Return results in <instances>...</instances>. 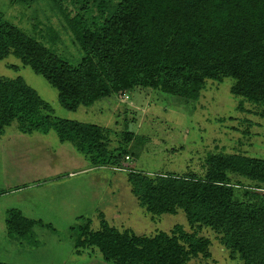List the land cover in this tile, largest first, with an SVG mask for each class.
I'll return each instance as SVG.
<instances>
[{"label":"trees","instance_id":"trees-1","mask_svg":"<svg viewBox=\"0 0 264 264\" xmlns=\"http://www.w3.org/2000/svg\"><path fill=\"white\" fill-rule=\"evenodd\" d=\"M48 2L77 48L76 63L1 15L0 62L10 55L20 59L58 91L64 109L76 112L139 88L197 102L209 80L231 77L232 95L256 105L264 119V0ZM52 115L50 104L24 78H0V136L14 123L24 134L54 131L94 167L128 170L131 151L110 150V130ZM125 137L126 146L137 139L129 126ZM231 175L252 186L233 183ZM128 181L147 213L180 209L190 227L215 232L233 260L264 264V159L209 154L203 176L128 171ZM99 220L97 231H91V221L78 227L76 243L97 249L109 263L191 264L211 258V241L181 225L146 236L118 230L103 213ZM6 225L11 237L31 241L35 221L22 212L9 211Z\"/></svg>","mask_w":264,"mask_h":264},{"label":"rangeland","instance_id":"rangeland-1","mask_svg":"<svg viewBox=\"0 0 264 264\" xmlns=\"http://www.w3.org/2000/svg\"><path fill=\"white\" fill-rule=\"evenodd\" d=\"M49 4L0 0V15L74 64L77 48ZM18 77L50 104L53 117L110 130L109 149L126 147L133 159L125 163L128 170L98 168L72 144L61 143L54 131L24 134L16 123L7 128L0 136V264H110L97 249L76 243L78 227L91 221V231L99 230L100 213L111 226L137 235L171 233L176 225L197 232L211 241V258L199 257L191 264H241L211 229L190 227L182 210L161 216L147 213L128 181V171L203 176L209 154L264 159V119L256 105L232 95L234 78L209 80L197 102L141 88L112 95L105 104V99L95 103L100 105L97 114L86 107L76 112L64 109L58 91L14 55L0 62V78ZM127 126L137 139L126 146ZM231 179L252 186L238 176ZM11 210L35 221L31 241L9 235L6 219Z\"/></svg>","mask_w":264,"mask_h":264},{"label":"crops","instance_id":"crops-1","mask_svg":"<svg viewBox=\"0 0 264 264\" xmlns=\"http://www.w3.org/2000/svg\"><path fill=\"white\" fill-rule=\"evenodd\" d=\"M106 100H108V99H105L103 104H105V101H106ZM97 104H98V103H97ZM97 104H95V105L92 106V107L86 108V109H88V110L91 111V112H95V113H97V114H98V113L100 114L101 112L97 111V109L100 108V105L97 106ZM101 105H102V104H101ZM96 106H97V107H96ZM61 147H62V146H61ZM62 149H63V148H62ZM63 150H64V149H63Z\"/></svg>","mask_w":264,"mask_h":264},{"label":"water","instance_id":"water-1","mask_svg":"<svg viewBox=\"0 0 264 264\" xmlns=\"http://www.w3.org/2000/svg\"><path fill=\"white\" fill-rule=\"evenodd\" d=\"M132 130V125H130V131Z\"/></svg>","mask_w":264,"mask_h":264},{"label":"flooded vegetation","instance_id":"flooded-vegetation-1","mask_svg":"<svg viewBox=\"0 0 264 264\" xmlns=\"http://www.w3.org/2000/svg\"><path fill=\"white\" fill-rule=\"evenodd\" d=\"M107 262V261H106ZM107 263H109V262H107ZM110 264H113V263H110Z\"/></svg>","mask_w":264,"mask_h":264},{"label":"built area","instance_id":"built-area-1","mask_svg":"<svg viewBox=\"0 0 264 264\" xmlns=\"http://www.w3.org/2000/svg\"><path fill=\"white\" fill-rule=\"evenodd\" d=\"M127 159H130L129 157H127Z\"/></svg>","mask_w":264,"mask_h":264}]
</instances>
